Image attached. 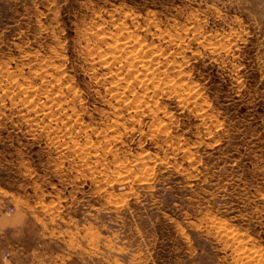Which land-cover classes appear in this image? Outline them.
Returning a JSON list of instances; mask_svg holds the SVG:
<instances>
[{"label": "rangeland", "instance_id": "1", "mask_svg": "<svg viewBox=\"0 0 264 264\" xmlns=\"http://www.w3.org/2000/svg\"><path fill=\"white\" fill-rule=\"evenodd\" d=\"M4 208L36 264H264V0H0Z\"/></svg>", "mask_w": 264, "mask_h": 264}, {"label": "crops", "instance_id": "2", "mask_svg": "<svg viewBox=\"0 0 264 264\" xmlns=\"http://www.w3.org/2000/svg\"><path fill=\"white\" fill-rule=\"evenodd\" d=\"M4 212L0 214V264H10L5 261V254L9 253L26 264H36L35 254L32 261L29 260L31 253L27 251L36 242V227L30 219L24 214L10 211L4 208ZM27 251V253H25ZM22 256V257H21ZM27 256V257H26ZM27 259L24 261L23 259ZM62 264H72L65 262Z\"/></svg>", "mask_w": 264, "mask_h": 264}, {"label": "built area", "instance_id": "3", "mask_svg": "<svg viewBox=\"0 0 264 264\" xmlns=\"http://www.w3.org/2000/svg\"><path fill=\"white\" fill-rule=\"evenodd\" d=\"M5 257H8V254H6Z\"/></svg>", "mask_w": 264, "mask_h": 264}, {"label": "bare ground", "instance_id": "4", "mask_svg": "<svg viewBox=\"0 0 264 264\" xmlns=\"http://www.w3.org/2000/svg\"><path fill=\"white\" fill-rule=\"evenodd\" d=\"M133 53V52H132Z\"/></svg>", "mask_w": 264, "mask_h": 264}]
</instances>
